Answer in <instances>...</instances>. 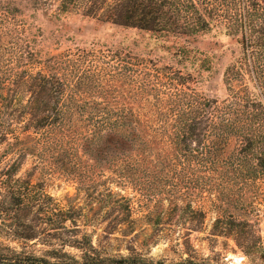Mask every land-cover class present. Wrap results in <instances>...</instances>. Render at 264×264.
I'll list each match as a JSON object with an SVG mask.
<instances>
[{"label":"trees","instance_id":"trees-1","mask_svg":"<svg viewBox=\"0 0 264 264\" xmlns=\"http://www.w3.org/2000/svg\"><path fill=\"white\" fill-rule=\"evenodd\" d=\"M33 3L51 18L81 15L192 39L217 28L220 36L241 48L242 57L225 71L227 101L203 99L191 93L187 83L177 82L149 62L142 64L138 75L134 64L127 62L125 68L128 84L139 89L142 101H82L80 92L86 94L90 87L82 83L79 66L66 63L63 55L35 63L25 21L19 19L13 0H0V151L9 152L0 156V233L32 242L42 235L41 221L62 233V246L81 251L80 259L55 252V258L67 259L58 264H146L139 257L104 258L87 234L73 235L78 229L67 225L76 224L77 210L50 208V196L18 177L23 166L19 131L37 134L46 152L61 153L69 163L72 155L66 152L73 151L76 158L89 153L96 166L104 161L114 167L113 178L119 183L151 197L175 198L183 193L194 199L214 196L236 202L251 184H264V0ZM183 52L190 56L186 48ZM64 70L71 73V84L62 78ZM242 70L248 72L250 83ZM252 89H258L256 96ZM115 141L130 147L131 153L120 152L109 159ZM230 219V225H237ZM0 264L15 263L0 255ZM178 264L219 263L189 255Z\"/></svg>","mask_w":264,"mask_h":264},{"label":"rangeland","instance_id":"rangeland-1","mask_svg":"<svg viewBox=\"0 0 264 264\" xmlns=\"http://www.w3.org/2000/svg\"><path fill=\"white\" fill-rule=\"evenodd\" d=\"M13 5L19 19L25 21L35 63H44L50 55H63L66 63L79 66L82 83L90 87L86 94L80 92L82 101H142L139 89L127 82V62L135 65L137 75L142 64L149 62L150 67L177 82L187 83L191 93L203 99H230L224 74L242 57V51L231 38L220 36L217 28L192 39L124 28L81 15L51 18L35 8L33 0H13ZM183 48L191 52L190 56L183 54ZM242 71L250 83L248 72ZM63 73L62 78L71 84V73ZM257 90L252 89L254 96ZM18 133L19 150L23 152L18 177L50 196V208L77 210L76 224L67 226L78 229L73 235L87 234L102 257H139L146 264H178L191 255L198 261L219 264H264L262 182L251 184L236 202L214 196L194 199L183 193L175 198L151 197L119 183L113 178L114 167L104 161L96 166L89 153L76 158L68 151L66 154L72 155L69 163L61 153L46 152L32 131ZM115 142L110 145L109 159L130 152L123 142ZM4 152L7 148H2L0 156ZM230 217L237 225H230ZM39 223L42 235L32 242L17 241L1 232L0 255L15 264H43L34 259L52 264L67 261L61 256L55 258L59 251L80 259V250L62 246V233Z\"/></svg>","mask_w":264,"mask_h":264}]
</instances>
